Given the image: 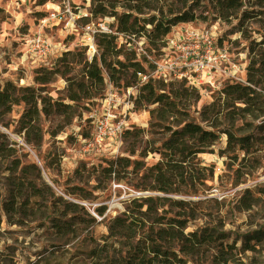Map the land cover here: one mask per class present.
Wrapping results in <instances>:
<instances>
[{"label":"trees","instance_id":"trees-1","mask_svg":"<svg viewBox=\"0 0 264 264\" xmlns=\"http://www.w3.org/2000/svg\"><path fill=\"white\" fill-rule=\"evenodd\" d=\"M38 1L46 4L51 0ZM247 7L242 0H91V16L115 17L118 35L96 34L98 54L91 60L87 47L63 52L52 69L36 70L34 80L38 88L7 82L0 88V123L15 107L23 105L15 132L26 143L43 132V117L48 119L59 114L64 120L62 128L69 126L80 115L81 104L104 98L107 80L116 89L125 90L138 85L140 74L147 75L144 63L154 69V63L146 57L138 59L134 48H124L132 43L128 37H146L147 50L152 53L166 47L174 27L198 20V10H201L199 14L207 12L224 21L234 16L241 23L250 18L251 11ZM81 19L84 25L92 23L90 17ZM120 35L126 38V43L118 47ZM250 46V55L254 56L247 67V83L224 82L215 101L201 109L199 121L164 125L171 118L178 119L180 109H174L170 96L163 92V81L151 77L139 86V101L159 106L153 127L170 134L158 150L152 151L159 155L154 164L146 165L148 153H139L137 149L144 130L131 131V127L123 135V138L128 137L124 151L128 156L99 158L106 163L100 172L102 176L117 179L123 173L132 175L138 180L134 189L147 193L125 202L124 209L108 221L107 234L100 238L90 235L91 230L106 219L107 211L106 207L97 208L98 217L88 211L82 202L91 199V192L74 187L65 195L72 194L75 200L58 195L43 179L42 169L35 163L25 162L28 154L23 147L2 132L0 175H8L0 180V212L9 223L39 218L44 222L42 226H47L65 243L83 239L88 242L92 264H229V254L235 247L228 244L229 236L220 225L205 224L195 231H187L190 224L202 219L203 206L216 203L217 199L188 201L176 196H199L209 189L214 173L201 166L199 155L212 152L222 134L227 136L224 154L237 157V153L243 151L244 163L255 171L264 165V156H257L261 151L259 146L264 145V121L255 128L260 136L253 133L238 136L234 131L238 117L251 115L259 119L264 116V109L255 108L260 102L264 104V50L261 49L264 37L258 43L251 41ZM59 79L67 83L65 98L61 101L43 94L44 86ZM66 100L69 103H65ZM223 122L228 126L221 130ZM89 138L91 135L82 137ZM44 169L47 171V166ZM103 188L98 186V189ZM254 193L251 189L244 191L237 203L239 210L249 211L257 204L259 197ZM257 236L252 239L258 241ZM250 239L246 241L244 252L252 248Z\"/></svg>","mask_w":264,"mask_h":264},{"label":"rangeland","instance_id":"rangeland-1","mask_svg":"<svg viewBox=\"0 0 264 264\" xmlns=\"http://www.w3.org/2000/svg\"><path fill=\"white\" fill-rule=\"evenodd\" d=\"M242 1L247 3V9L251 11L250 18L244 22L240 23L234 16L230 21H224L217 15H208L207 12L199 14L201 10H198L197 15H200L198 20L189 24H179L173 28L171 36L186 25L197 29L213 28L218 33V45L228 49L231 63L236 66L232 71L236 75V80L233 81L245 84L247 67L254 56L250 55L251 41L258 43L264 37V2L262 3L264 0ZM90 10L91 0H51L46 4H40L38 0H0V88L9 81L19 87L38 88L34 80L36 70L52 69L65 51H76L84 47L89 49L92 45L98 54L96 34L118 35L117 24L115 17L94 18ZM52 13H61L58 21L43 28L41 20ZM82 17H90L92 23L84 25ZM39 31L49 39L54 47L53 54L57 52L55 56L52 54L48 57H39L29 52L30 39ZM128 39H131L132 43L124 48L132 47L137 51L139 60L146 57L154 63V69H149L150 67L144 63L148 71L147 75L150 76L149 78L163 81L161 85L163 92L170 96L174 109H180L178 119L171 118L164 125L187 120L199 121L201 109H205L215 101L218 91L226 82L216 90L206 85L195 88L187 79L176 78L164 81L155 78L152 75L157 65L165 63L164 48L151 53L147 50L146 37L134 35ZM124 43L126 38L120 35L118 47ZM261 49L264 50V47ZM108 82L107 80L104 98L107 94ZM44 87L46 91L43 94L52 96L53 100L61 101L65 98L67 89L65 80L59 79ZM258 92L261 93L260 90ZM139 94V91H135L134 96L131 97L133 109L127 116L126 126L131 127V131L144 130L141 146L137 149L139 153H148L145 162L146 165H151L159 160V155L152 151L158 150L170 133L165 129L153 127L157 123L159 106L140 102ZM100 100L81 104L80 115L73 119L71 125L64 128H62L63 117L59 114L48 119L43 117L41 121L43 132L36 135L31 143H26L15 132L23 105L15 107L14 112L0 123V132L7 134L12 141L23 147L24 153L28 154L25 162L38 165L42 169L43 179L53 186L58 195L75 200V196L65 193L71 192L74 187H80L92 193L90 200L82 202L92 215L98 217L96 209L107 208L106 219L90 232V235L97 238L107 234L108 221L124 209L128 199L147 194L134 189L138 180L132 175L127 176L123 173L117 179H108L100 174L106 163L99 158L128 156L124 152L128 137L123 138L121 145L106 144L99 150H88L83 142L82 137L94 134L93 117H101L104 113ZM65 103L69 102L66 100ZM255 108L264 109V104L260 102ZM118 111L121 109H117L115 113L117 114ZM239 118L234 128L238 136L251 133L255 136L261 135L255 128L263 123L264 116L259 119H254L251 115ZM227 126L228 124L223 122L220 129H226ZM55 132L58 134L53 137ZM226 147L227 136L222 134L212 152L199 155L201 166L212 169L214 173V180L208 183L210 187L205 194L177 195L176 198L188 201L204 200L208 197L217 199L216 203L203 206L205 213L201 216L202 219L190 224L187 231H195L205 224L220 225L221 230L229 236L228 244L235 247L233 253L229 254L231 259L229 264H264V165L255 171L246 162L244 163L243 159L246 155L243 151H239L235 157L233 154L223 153ZM259 147L261 151L257 156H264V145ZM48 164L51 166L48 167ZM44 166H47V171ZM6 175L8 173L0 175V180ZM98 186L104 188L98 189ZM246 189L255 190L254 195L259 197V200L251 210L241 211L237 203ZM43 223L39 218L9 223L0 212V264H92L88 256V242H84L83 239H71L65 243L57 239L47 226H42ZM254 235H258V241L252 239ZM249 239L252 248L244 252L246 241Z\"/></svg>","mask_w":264,"mask_h":264},{"label":"built area","instance_id":"built-area-1","mask_svg":"<svg viewBox=\"0 0 264 264\" xmlns=\"http://www.w3.org/2000/svg\"><path fill=\"white\" fill-rule=\"evenodd\" d=\"M69 11V10H68ZM61 13H52L41 20L42 27L56 23ZM178 33L167 39L164 48V64H158L153 77L168 81L171 79H187L195 88L209 86L220 89L226 81L234 82L236 75L232 72L236 66L231 63L229 51L218 45V33L213 28H192L183 26ZM176 33V34H175ZM29 52L39 57L53 54L54 47L42 31L36 32L29 42ZM89 47V46H88ZM96 54L94 46L90 45L88 56L91 60ZM148 75H139L137 86L125 90L116 89L108 82V90L104 99L100 101L104 113L101 117H93L94 134L89 139H83L88 150H99L104 145H121L126 126L127 116L133 109L131 97L139 86L149 80ZM121 109L117 114L115 111Z\"/></svg>","mask_w":264,"mask_h":264},{"label":"crops","instance_id":"crops-1","mask_svg":"<svg viewBox=\"0 0 264 264\" xmlns=\"http://www.w3.org/2000/svg\"><path fill=\"white\" fill-rule=\"evenodd\" d=\"M56 54H57V52L55 53V55H56ZM53 55H54V54H53ZM55 55H54V56H55Z\"/></svg>","mask_w":264,"mask_h":264}]
</instances>
